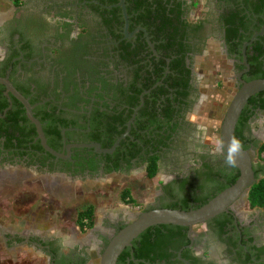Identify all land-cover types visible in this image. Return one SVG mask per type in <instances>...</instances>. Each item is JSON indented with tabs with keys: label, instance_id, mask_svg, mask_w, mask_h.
<instances>
[{
	"label": "flooded vegetation",
	"instance_id": "af4514ba",
	"mask_svg": "<svg viewBox=\"0 0 264 264\" xmlns=\"http://www.w3.org/2000/svg\"><path fill=\"white\" fill-rule=\"evenodd\" d=\"M1 2L0 77L27 101L45 145L59 154L42 147L21 102L0 84L2 254L31 249L45 264H95L132 219L131 212L105 213L74 242L35 230L4 206L25 181L33 184L29 194L62 204L72 198V182L155 179L151 199L134 214L193 208L234 182L238 171L220 142L210 144L188 115L202 109L197 64L211 49L227 65L232 94L252 74L264 75V0ZM235 128L253 176L261 177L264 162L255 155L264 142V91L246 100ZM114 143L110 152L92 145ZM245 198L202 224L144 229L115 264H264V212Z\"/></svg>",
	"mask_w": 264,
	"mask_h": 264
},
{
	"label": "rangeland",
	"instance_id": "374dc122",
	"mask_svg": "<svg viewBox=\"0 0 264 264\" xmlns=\"http://www.w3.org/2000/svg\"><path fill=\"white\" fill-rule=\"evenodd\" d=\"M2 0H0V5ZM198 63L201 66V76L204 77L206 97L202 101L199 114H190L188 118L196 121L202 129L210 144L219 141V126L224 110L232 97V86L227 84L226 77L229 71L223 60L215 55ZM198 115V116H196ZM199 117V118H198ZM155 179H146L143 175L136 176L133 180H125L120 174L108 178H99L90 182H72V198L62 199V204L54 201L45 193H32L33 184L25 181L20 191H14L4 205L11 208L18 216L24 218L25 225L35 230H44L46 233H56L68 241H81L87 236L88 231H80L75 223L76 212L91 205L94 220L100 222L105 213L123 214L138 211L145 205L152 195ZM25 189V190H24ZM16 190V189H15ZM127 191L131 202L122 199V191ZM25 191V193H23ZM3 207V206H2ZM5 207H3L4 209ZM245 210V208H242ZM91 247V245H90ZM0 252V264H45L39 252L31 249L19 250L15 254L5 255ZM99 260H95L98 264ZM92 264V263H91Z\"/></svg>",
	"mask_w": 264,
	"mask_h": 264
},
{
	"label": "water",
	"instance_id": "95a60500",
	"mask_svg": "<svg viewBox=\"0 0 264 264\" xmlns=\"http://www.w3.org/2000/svg\"><path fill=\"white\" fill-rule=\"evenodd\" d=\"M122 3V0H120ZM0 84L4 85L24 107V111L30 121L34 124L40 143L44 149L58 156L59 154L50 150L44 143L42 132L38 121L30 115V106L27 101L10 85L4 77H0ZM264 91V78H255L248 81H241V85L234 91L228 102L221 118L219 126V142L224 155L227 157L229 152V143L235 139L233 137L234 128L239 113L246 100L255 93ZM90 146V144H79ZM97 151L110 152L109 149H99L97 144H92ZM235 163L232 164L238 171V175L233 183L216 193L205 203L196 208L188 210L169 209V208H151L139 213H132L130 222L121 227L114 233L106 245L103 247L99 256L98 264H115L120 252L130 245L131 241L138 236L144 229L155 225H176L191 227L196 224H202L213 216L226 211L237 200L242 199L247 189L254 182L251 168V158L246 150L242 149L234 156Z\"/></svg>",
	"mask_w": 264,
	"mask_h": 264
},
{
	"label": "trees",
	"instance_id": "16d2710c",
	"mask_svg": "<svg viewBox=\"0 0 264 264\" xmlns=\"http://www.w3.org/2000/svg\"><path fill=\"white\" fill-rule=\"evenodd\" d=\"M9 1L12 2L13 4H18L20 2V0H9ZM250 77H253V79L264 78V75L252 74ZM233 137L236 139L235 133H233ZM255 157L258 160H261L264 162V142L257 148ZM154 171H155V164L151 163V166H149V169L147 171V175L152 176L154 174ZM237 175H238V172H236L235 176H237ZM254 178H255L254 182L250 185V187L246 191V198L245 199H246V202H247L249 207L260 208L264 212V174L261 177H257L255 174ZM230 180H232V178ZM230 184L231 183H228V185H230ZM228 185H226L225 187H227ZM225 187L221 186L215 192L218 193L219 191H221ZM213 194L215 195V193H213ZM214 195H212V196H214ZM127 196H128L127 191L123 190L121 193L122 199L125 200L127 198V200H125V201L131 202L132 200L130 198H128ZM212 196H210L206 199H203L200 203L196 204L193 208H196V207L200 206L201 204L205 203ZM167 208H169V209H180V210L191 209V208H187V207H183V206L181 208H174V207H167ZM93 219H94L93 208L91 205H86L85 207L79 209L76 212L75 223H76V226L80 230L87 231L93 226ZM160 226H165V225H160ZM139 236H140V234H139ZM137 256H139V255H136V257Z\"/></svg>",
	"mask_w": 264,
	"mask_h": 264
},
{
	"label": "clouds",
	"instance_id": "9594fccd",
	"mask_svg": "<svg viewBox=\"0 0 264 264\" xmlns=\"http://www.w3.org/2000/svg\"><path fill=\"white\" fill-rule=\"evenodd\" d=\"M241 147H242V145H241V142L239 140L233 139L230 141L229 150H228L229 154L226 157V163H228L230 165L235 163L234 156L239 153V151L241 150Z\"/></svg>",
	"mask_w": 264,
	"mask_h": 264
}]
</instances>
